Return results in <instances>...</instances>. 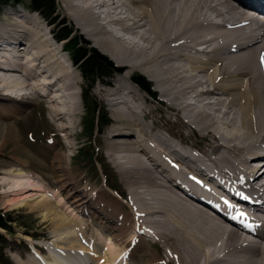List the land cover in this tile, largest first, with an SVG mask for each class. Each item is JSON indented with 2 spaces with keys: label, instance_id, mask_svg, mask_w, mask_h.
Returning <instances> with one entry per match:
<instances>
[{
  "label": "bare ground",
  "instance_id": "1",
  "mask_svg": "<svg viewBox=\"0 0 264 264\" xmlns=\"http://www.w3.org/2000/svg\"><path fill=\"white\" fill-rule=\"evenodd\" d=\"M59 4L93 47L153 82L158 94L153 98H161L168 115L176 117L171 121L163 115L164 126L196 129L208 149L187 147L182 136L179 144L169 139L174 136L162 137L158 131L168 129L152 118L148 101L124 82L114 83L104 95L117 123L107 145L116 155L113 165L119 156L114 168L131 196L129 211L121 214L123 208L112 193L103 198L91 192L80 202L86 199L85 190L70 191V203H81L71 205L73 212L86 210L81 214L91 215L110 237L107 243H97L103 245L102 253L70 237L69 223L58 217L51 202L32 206L55 213L56 225L66 235L64 245L53 247L62 253L49 255L48 264H132L128 260L140 259L147 246L143 236L167 250L166 261L153 259L150 264H264V170L250 166L264 161V0ZM16 19L0 22V93L12 95L2 93L0 102L13 105L11 113L19 112L33 101L20 94L29 89L49 105L51 120L64 124L78 112L76 66L62 61L61 53L67 52L56 47L55 36L49 38L48 22L22 14ZM148 120L153 125L146 124ZM5 175L12 177L4 180L10 192L22 196L19 206L47 192L21 170ZM56 203L66 202L60 198ZM75 215L73 222L79 218Z\"/></svg>",
  "mask_w": 264,
  "mask_h": 264
},
{
  "label": "rangeland",
  "instance_id": "2",
  "mask_svg": "<svg viewBox=\"0 0 264 264\" xmlns=\"http://www.w3.org/2000/svg\"><path fill=\"white\" fill-rule=\"evenodd\" d=\"M54 5L57 24L54 27L50 26L53 36L49 35V38L54 37V34L57 33L58 25L64 23L66 27H68L72 38L77 39L81 47L88 50H95L105 56L115 68H119L123 71L121 75L125 76V73H130L127 69L116 65L99 49L93 47V43L87 40L85 36H83L82 33L71 23L69 18H67L64 10L61 9L59 0H55ZM28 6V0H19L17 3L12 5L0 7V22L6 24L5 22L7 20H10L9 22L16 21V16L22 14L28 17L39 16L40 21L44 24L46 21H44L40 15L31 13ZM10 15L13 16L11 17ZM45 31L50 32L48 28L45 29ZM52 42L53 41H51V43ZM64 44L58 43L56 47L59 46L60 49V46L64 47ZM0 58H2V56H0ZM61 59L66 66H70V64H72L68 54L66 53H61ZM76 69V73L78 75L77 86L80 91L79 95L75 99L78 106V112L73 115V117H66L67 120L64 124L54 123L50 118V108H48L49 105L42 102L41 98H37V95H31V91L29 89L24 88L20 94L23 96L25 95L24 97H30L29 100L33 99V101H28L29 103L27 102V104L22 105V109L19 112L17 111L15 113H11V109H9V107L13 108V105L10 106V104L7 105L6 103L0 102V106H2L0 107V111L4 110L0 114V211L3 214H10L11 217L17 221L16 224L11 226L13 235H8L6 232H3L6 237V241L4 242L2 256H0V264H2V262L7 264H38L37 260L34 261L33 259L28 258L39 256L40 258H37L41 261H47V258H49L52 253H57L52 251L50 256L49 253L40 255L32 248L34 244L45 245L44 242L46 239L50 241L48 242V245H50L47 247L49 249L50 247H52V250L55 249L53 247L58 246L57 244L64 245L66 239L63 238L66 235L61 234L62 227L58 228L56 225L57 222H55V219L53 218V215L56 212L60 214L58 217H62L66 220V223H69V229L73 233L70 237H74L78 240L77 242L81 241L84 245L88 240H93L90 245L93 246L94 249L96 248V251L102 253L105 251H103V245L100 244L102 246H99L97 243L99 244L103 241L107 243L109 242L107 239H110V237L107 236V233H105L103 229H100V227L95 224V219L91 215L81 214L86 213V210H79L80 208L78 207L76 209L79 210L78 213L80 215L77 214L76 211L73 212L74 207L71 205L75 204L76 206L81 203L70 202L74 198V196L71 195L73 190H80V192L85 190L86 199L81 200L80 202L86 201L90 198L91 192L98 195V197L101 195L103 198H105V196L111 198V195L113 194L119 199L120 207L122 206L123 208V211L121 209V214H126V212L129 211L126 204L129 201L128 196H131L127 193L125 186L121 182L114 168L119 156L116 157L117 159H115V164L113 165L114 162L112 158L116 155L115 152H112L113 150L109 151L110 145H107V138L117 123L114 120L111 110L104 101V95L110 91V88L114 83L124 82L127 86L137 90L139 95L148 101L150 109L154 111L152 118L159 123V126L162 127L165 125L164 122L161 121V117L163 115L170 117L171 121L176 120V117L171 113L168 115L169 112L166 110L167 107L163 102H161V98L152 99L131 83L132 76L136 74L141 75L140 73H130L128 79L119 80L121 79V75H118L117 72L107 78L106 81L97 82L91 91V100L88 103L89 106H91L90 103H92L93 100L98 110L106 112L111 121V125L105 128L102 134L99 133L95 135L96 132H94V128L96 126V114L93 115L90 107L88 106L89 108H87L82 101L81 89L86 83L81 77L79 68L76 67ZM143 77L152 84L153 91L156 92L157 89H155L153 82L148 80L145 76ZM17 78L20 79V77ZM17 78L11 79L23 82V80H17ZM103 84H110L111 86L106 87ZM0 97H2V92L0 93ZM55 107L61 108L59 106ZM146 124L149 126L153 125L151 120H148ZM64 127H68V129H63ZM92 127L93 131L91 132ZM164 129H168V131H158L162 137L169 138L168 136L170 135L178 138H169L173 141V144L182 143L181 140L183 137L187 141V147H190L189 145L192 144L198 146V151L208 149L206 147L208 144L207 141L204 140L203 133H199L194 128L178 127V125L168 123L164 126ZM61 130L65 131L62 132ZM223 131L226 132L228 129H224ZM180 132L182 135L177 137ZM62 154L65 156L58 157ZM59 158L61 159L59 160ZM9 170H21L28 173L31 180L43 186V189H46L47 192L43 193V196L40 198L36 197V199L33 198L34 200L30 199L27 203H22V205L19 206L18 201L22 196L19 192L11 193L10 191H12V189H10L8 184L4 181L7 178H12L5 175V172ZM38 195H42V193H39ZM60 198H62L63 202L66 203H60L57 207L56 202ZM42 200H48L51 202L49 204L52 208L55 207V213L48 212L42 208L36 210L31 209L32 206L35 207L37 203ZM75 214L78 215L79 218L75 219L74 223L71 221V218L73 220V215ZM80 222L82 226H80L81 224L78 225ZM119 222L120 220H118V223ZM71 226L73 227L71 228ZM79 229H81L82 232H80ZM145 240L148 242V244H146L148 247L144 244L145 249L143 252L145 254L142 253L143 255L140 256V259L138 258L139 260L137 257H132V259H129L127 263L150 264L149 262L153 259L155 261H159L160 259L166 261L167 252L165 251L167 250L163 247L160 248L159 245L152 244L151 239L146 238ZM95 243L97 247L93 245ZM140 245L141 244L138 246ZM147 248H151L152 250ZM168 249L170 248L168 247ZM40 250L43 251V249ZM92 251L94 250L92 249ZM63 257H65V255ZM134 261L135 263H133Z\"/></svg>",
  "mask_w": 264,
  "mask_h": 264
},
{
  "label": "trees",
  "instance_id": "3",
  "mask_svg": "<svg viewBox=\"0 0 264 264\" xmlns=\"http://www.w3.org/2000/svg\"><path fill=\"white\" fill-rule=\"evenodd\" d=\"M18 1L19 0H0V7L8 6L17 3ZM54 1L55 0H28V7L30 10L40 14L44 21L48 22L51 27H54L57 24ZM54 36L55 39L65 43L64 48L71 61L81 72V76L86 83L81 90L82 101L87 108L90 107L93 115L96 114V126L94 132L101 133L102 130L110 124V120L106 112L98 110L93 100L92 103H90L91 106H89L88 103L91 100V90L96 81H105V79L112 76L115 72H118L119 68H115L113 64L99 52L81 47L78 40L72 38L68 27H66L64 23L58 25L57 33H55ZM132 81L141 90L153 94L151 83H149L143 76L136 74L133 76ZM92 131L93 127L91 128V132ZM16 222V219L11 217L10 214H3L0 211V229L4 230L8 235H13L11 226L16 224ZM4 242L5 236L0 233V256H2Z\"/></svg>",
  "mask_w": 264,
  "mask_h": 264
},
{
  "label": "snow or ice",
  "instance_id": "4",
  "mask_svg": "<svg viewBox=\"0 0 264 264\" xmlns=\"http://www.w3.org/2000/svg\"><path fill=\"white\" fill-rule=\"evenodd\" d=\"M241 215H243V214L241 213Z\"/></svg>",
  "mask_w": 264,
  "mask_h": 264
}]
</instances>
